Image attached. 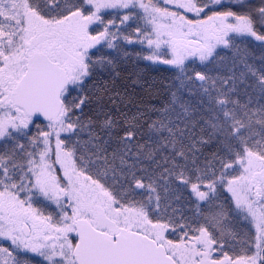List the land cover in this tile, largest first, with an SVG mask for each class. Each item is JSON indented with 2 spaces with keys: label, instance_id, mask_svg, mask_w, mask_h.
<instances>
[{
  "label": "snow or ice",
  "instance_id": "6c2138e0",
  "mask_svg": "<svg viewBox=\"0 0 264 264\" xmlns=\"http://www.w3.org/2000/svg\"><path fill=\"white\" fill-rule=\"evenodd\" d=\"M0 264H264V0H0Z\"/></svg>",
  "mask_w": 264,
  "mask_h": 264
}]
</instances>
